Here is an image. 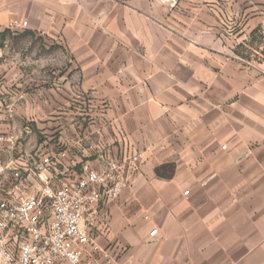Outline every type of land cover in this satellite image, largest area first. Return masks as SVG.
Listing matches in <instances>:
<instances>
[{
  "label": "crops",
  "instance_id": "obj_1",
  "mask_svg": "<svg viewBox=\"0 0 264 264\" xmlns=\"http://www.w3.org/2000/svg\"><path fill=\"white\" fill-rule=\"evenodd\" d=\"M262 24L264 0H0V132L27 137L30 169L53 156L52 178L125 162L129 186L87 215V260L264 264V57L237 52ZM11 33L56 61H7Z\"/></svg>",
  "mask_w": 264,
  "mask_h": 264
},
{
  "label": "built area",
  "instance_id": "obj_2",
  "mask_svg": "<svg viewBox=\"0 0 264 264\" xmlns=\"http://www.w3.org/2000/svg\"><path fill=\"white\" fill-rule=\"evenodd\" d=\"M27 26V20H13L8 29L22 31ZM24 155L14 132H0V264H127L113 248L96 244L92 258L84 257L92 243L87 215L103 197L116 199L129 186L125 162L108 159L103 169L52 178L48 173L57 162L53 156L32 155L30 169ZM130 158L136 162L140 154ZM30 172L40 182L33 192ZM157 234L156 228L150 231V236Z\"/></svg>",
  "mask_w": 264,
  "mask_h": 264
},
{
  "label": "rangeland",
  "instance_id": "obj_3",
  "mask_svg": "<svg viewBox=\"0 0 264 264\" xmlns=\"http://www.w3.org/2000/svg\"><path fill=\"white\" fill-rule=\"evenodd\" d=\"M262 31L257 34L256 41H252L249 36L247 39H244L242 44L237 46V52H240L245 58H262V51L264 50V25L262 24ZM260 40V41H259ZM40 39H35L33 37L24 38L21 35L16 33L8 34L7 40V61H15L19 63L23 62H50L56 61L57 55L54 52L49 50L47 53L46 50H43L40 46ZM33 42V45L30 43ZM36 42V44H35ZM42 42V41H41ZM30 45V46H29ZM251 46V47H250ZM62 64L72 62L71 56L67 53L65 48L62 47ZM258 61V60H257ZM27 137L22 134L19 135L20 142L23 145L26 142Z\"/></svg>",
  "mask_w": 264,
  "mask_h": 264
},
{
  "label": "water",
  "instance_id": "obj_4",
  "mask_svg": "<svg viewBox=\"0 0 264 264\" xmlns=\"http://www.w3.org/2000/svg\"><path fill=\"white\" fill-rule=\"evenodd\" d=\"M163 169V170H162ZM172 164L166 163L155 169V172L158 176L164 177L167 175V172L172 170Z\"/></svg>",
  "mask_w": 264,
  "mask_h": 264
},
{
  "label": "trees",
  "instance_id": "obj_5",
  "mask_svg": "<svg viewBox=\"0 0 264 264\" xmlns=\"http://www.w3.org/2000/svg\"><path fill=\"white\" fill-rule=\"evenodd\" d=\"M7 31H9V30H7ZM262 31V27H257L256 29H254L253 30V32L251 33V35H250V37H251V39H252V41H256L257 40V38H256V36H257V34L258 33H260ZM260 41V40H259ZM251 47V46H250ZM239 54H240V52H238ZM262 58H256V60H258V61H261L262 59H263V57H264V50L262 51ZM242 55V54H241ZM243 56V55H242ZM244 57V56H243ZM246 58H248V56L246 57Z\"/></svg>",
  "mask_w": 264,
  "mask_h": 264
}]
</instances>
